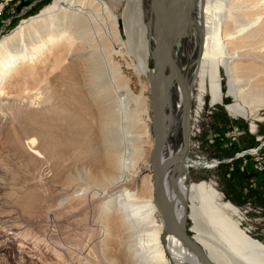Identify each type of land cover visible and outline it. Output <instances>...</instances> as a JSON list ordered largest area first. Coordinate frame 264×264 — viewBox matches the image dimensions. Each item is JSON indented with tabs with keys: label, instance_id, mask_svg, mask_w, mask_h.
Returning <instances> with one entry per match:
<instances>
[{
	"label": "bare ground",
	"instance_id": "6f19581e",
	"mask_svg": "<svg viewBox=\"0 0 264 264\" xmlns=\"http://www.w3.org/2000/svg\"><path fill=\"white\" fill-rule=\"evenodd\" d=\"M112 1L54 0L0 41V119H8L3 126L13 132L26 164L40 167L47 151L64 144L79 146L94 160L68 187L53 183L44 201L69 193L72 185L80 192L95 188L107 194L101 202L102 229L110 246L89 248L96 264H205L166 223L172 211L185 228L193 221V236L219 264H264V243L240 226L239 210L211 182L190 180V168L208 162L190 158L196 84L198 113L206 96L212 105L231 96L235 103L227 110L233 116L259 117L258 103L244 101L248 88L238 68L248 62L264 74V0H114V6ZM124 2L119 16L116 9ZM66 60L82 63L66 66ZM56 67L66 72L63 105L33 110L38 97L48 100L43 95L47 72ZM122 73L140 80L144 116L129 107L132 97L124 84L129 80ZM39 75L44 85L31 86ZM23 103L27 107L21 112ZM7 113L11 118H4ZM161 120L159 165L172 210L164 200L156 201L153 157ZM19 126L39 134L25 136ZM257 126L252 122L253 132ZM20 220L0 200V228L18 230Z\"/></svg>",
	"mask_w": 264,
	"mask_h": 264
},
{
	"label": "rangeland",
	"instance_id": "374dc122",
	"mask_svg": "<svg viewBox=\"0 0 264 264\" xmlns=\"http://www.w3.org/2000/svg\"><path fill=\"white\" fill-rule=\"evenodd\" d=\"M53 1L0 0V41L5 35L16 31L23 20L37 16ZM114 3L115 1L113 0L110 5L114 6ZM125 8L126 3L124 2L116 9V13L121 16ZM81 61L73 63L66 60L69 64L65 62L64 65H80ZM51 71V74L47 72V80H50V82L47 85L46 92L43 94L44 97L47 95L48 100L43 101L42 97H38L41 101L37 98L39 102L35 101V106L32 104L33 110L38 109L37 107H39L38 110H41L45 106L46 108L50 106L54 108L53 106L55 105L56 108H59V106L63 105V97H66L68 93L64 74L66 72L61 67H56ZM122 75L126 77L127 81L129 80L124 83L130 92V97H132L129 107L132 109L137 108L138 113L144 116V107L139 105L143 101L141 100L143 97L140 95V86L138 84L140 80L136 76H128L123 73ZM238 75L244 78L243 83L245 84L243 86L248 88L244 101L258 103L259 106L256 107L258 108L256 113L262 121L264 116V80H262V76L264 74L246 62L242 63V66L238 68ZM39 76L38 80L35 79L37 82L33 79L31 86L40 88L44 85V83L40 82L42 75ZM223 79L225 83L227 78L224 70ZM59 80L62 81L59 83ZM196 92L197 84L195 85L192 102L193 134L191 135L190 158H203L209 163L191 167L190 180L211 182L218 189L224 200L230 201L238 207L240 213L235 218L239 219L241 227L251 237L264 243V223H259L251 217L250 220L246 219L243 223L244 215L241 208L247 198L252 199L256 205L264 207V179L262 176L255 175V178L253 177L254 182H251L252 176L242 169L243 162L241 159H236L233 163L225 162L235 157L236 153L246 147L259 144L255 135L250 133V130L252 131V122H256L258 125L260 121H257L258 118H252V116L234 118L235 116L227 110L228 104L235 103V99L231 96L225 97L223 103L216 105L211 104L209 95L206 96V104L201 112L198 113L200 105L197 95L195 96ZM25 106L27 107V104H21L19 111L26 110ZM15 109H11L9 112H15ZM42 112L44 113L45 111L43 110ZM12 114L14 115V113ZM4 118H11V116L7 113ZM7 121L8 119H0V146H3L4 152L2 153L3 156L0 155L2 158V160L0 158V181L5 186V189L0 191V200L18 212L21 223L18 230L10 231L0 228V264H93L94 261L89 255V248H99L97 250L102 251L110 246L107 243L105 244L106 240L104 238L106 235L104 229H102L104 228L102 209L104 205L101 202L105 203L107 194H103L101 190L96 192L98 189L95 188L92 190L89 188L85 192L81 190L83 192L81 194L80 190L78 188L75 190V186L72 185L69 193L52 199L48 204L44 199L47 196L50 197L53 183L68 187L70 183L79 177L81 170L84 168L88 169L93 165L94 160L91 159L92 157L89 154L83 153L79 146L64 144L57 149L58 151L56 150L53 153L47 151V154L43 155L44 162L40 167L33 169V167L26 164L28 162L24 160L26 157L20 156L18 149L16 150L14 138L12 137L14 136L13 132L7 126H3ZM154 128L152 127L153 131ZM18 129L25 136L34 135L37 137L39 134L34 130L24 131L25 128L21 126ZM150 129H148V133H150ZM237 129L243 131V134L237 140H234V134ZM259 134L264 135V121L259 124ZM40 142L41 140L37 144L39 143L38 145H40ZM144 148L145 155H148L149 149L147 147ZM217 160L222 161V163L215 166L214 164ZM42 165L45 166L43 167ZM109 188L113 187L110 186ZM244 189L248 190L249 197ZM112 191L110 189L109 192ZM87 192L90 194V198H88ZM86 194L87 196H85ZM83 196H85L84 201L86 202L83 201ZM95 197H98V199ZM62 198H66V200L61 201ZM243 199L244 201L241 203ZM80 204H83L84 207L81 208L83 205L80 206ZM69 209L70 212L68 211ZM72 213H75L74 216ZM76 219L78 223H76ZM193 224V221L188 220L186 225L188 232L192 235L195 233L191 228ZM246 227H251L253 232L249 233Z\"/></svg>",
	"mask_w": 264,
	"mask_h": 264
},
{
	"label": "built area",
	"instance_id": "2783aa9c",
	"mask_svg": "<svg viewBox=\"0 0 264 264\" xmlns=\"http://www.w3.org/2000/svg\"><path fill=\"white\" fill-rule=\"evenodd\" d=\"M234 118L237 119V117ZM262 121H264V116ZM260 122H258L257 129L254 132L250 130V133L255 135V138L257 139L259 144L255 146L246 147L242 151L236 153L235 157H232L225 161L227 163H233L234 160L241 159V161L243 162L242 169L248 175L252 176L251 182H254L255 175L262 176V178L264 179V135L259 134ZM249 129L251 128L249 127ZM242 134L243 131L237 129L234 134V140H237ZM220 163H222V161L217 160L214 165L218 166ZM244 191L249 197L248 190L244 189ZM241 208L243 209L242 213L244 215L243 223L244 221H246V219L250 220L251 218L255 219L259 223H264V207L256 205L252 199H245L244 203L241 205ZM247 229L249 233L253 232V229L251 227Z\"/></svg>",
	"mask_w": 264,
	"mask_h": 264
},
{
	"label": "water",
	"instance_id": "95a60500",
	"mask_svg": "<svg viewBox=\"0 0 264 264\" xmlns=\"http://www.w3.org/2000/svg\"><path fill=\"white\" fill-rule=\"evenodd\" d=\"M168 28H171L173 24V19H168ZM164 48V45L162 46ZM164 50V49H163ZM162 135H163V123L162 120L160 121V124L157 128V137L156 142L154 146V157H153V164H154V177L155 180L158 183V192H157V203L161 202V200H164L167 205L172 210V207L169 204L168 199L166 198V195L164 193L163 188V182L161 177V167L159 165V148L161 146L162 141ZM172 217L168 218L166 216V223L172 228L176 236H178L186 245H188L200 258L205 264H219L218 262L214 261L209 254L206 252V250L202 247V245L196 240V238L190 234V232L187 231L185 227H183L180 222L176 219V217L173 214L172 211Z\"/></svg>",
	"mask_w": 264,
	"mask_h": 264
},
{
	"label": "crops",
	"instance_id": "0c3cea01",
	"mask_svg": "<svg viewBox=\"0 0 264 264\" xmlns=\"http://www.w3.org/2000/svg\"><path fill=\"white\" fill-rule=\"evenodd\" d=\"M244 201V199L241 201V203ZM230 202V201H229ZM235 206V205H234ZM236 207V206H235ZM237 209H238V207H236ZM239 210V209H238ZM239 213H240V211H239ZM241 226V225H240ZM246 232V231H245ZM247 233V232H246ZM248 234V233H247Z\"/></svg>",
	"mask_w": 264,
	"mask_h": 264
}]
</instances>
